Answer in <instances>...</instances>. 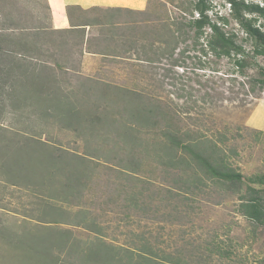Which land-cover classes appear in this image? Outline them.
I'll return each instance as SVG.
<instances>
[{
	"label": "rangeland",
	"instance_id": "1",
	"mask_svg": "<svg viewBox=\"0 0 264 264\" xmlns=\"http://www.w3.org/2000/svg\"><path fill=\"white\" fill-rule=\"evenodd\" d=\"M186 1L149 0L145 10L147 14L121 13L118 19L126 24L132 21L141 22L147 18L151 20L150 29L156 26L162 34L166 32L163 30L164 24H169L170 29H175L172 24L177 19L182 21L179 16L183 11L182 4ZM212 1L215 8L213 13H210L211 17H215L216 13L229 15V7L223 0ZM247 1L264 6V0ZM12 3L22 14L33 16L43 20L44 25L52 26L47 0H13ZM93 19L94 13L86 14L85 20ZM100 27H90L91 36L96 35L95 40L101 37ZM147 30L149 32L148 28ZM228 30H235L240 39L245 37L233 21ZM187 32L188 35L179 36L180 44L174 55L167 53L161 59L160 55L156 54L161 53L158 49L168 47L166 44L153 42L156 33L146 35L148 38L138 45V50L127 54L128 59L84 60L78 50L74 49L73 56L78 65V73L72 70L67 73L58 69L52 71L59 94H69L70 103H75L82 97V102H86V93H83L86 87L82 82L87 77L114 82L121 86L127 85L134 90H145L175 111L177 121L184 129L202 130L209 136L215 135L216 132L225 133L229 139L225 146L229 161L244 174L245 179L255 174L264 175V91L253 94L249 92L246 78L235 76L227 59H200L199 47L194 46V34L188 30ZM147 44L145 51L148 50L149 54L144 55L141 48ZM246 46L249 48L250 44L246 43ZM184 51L186 52L183 54ZM52 53L60 59L63 58L56 49ZM147 58L160 60L148 62L145 61ZM258 61L264 65V56L259 57ZM74 62L69 63L75 64ZM90 93L95 99L99 96L98 92ZM180 95L183 96L179 98ZM92 108L84 110L80 105L76 107L80 113H94ZM13 112L18 111H5V117L2 119H7L1 121V129L19 131L23 135H35L54 147H62L81 155L88 154L87 146L91 149L97 148L98 151L107 149V144H100V148L95 145L97 139L90 136L87 128H68L66 122L57 121L54 117L50 122H46L40 119L38 114L34 117L30 115L29 126L25 115L21 119L18 117L19 113ZM117 133V130L111 128L112 138L116 137ZM108 156L111 158L102 156L94 159L100 166L93 174H88L92 188L84 190L82 205H78L72 197L66 201L60 198L53 201L59 209L71 212V217L78 216L76 219L85 217L78 214V211L83 209L88 213L86 221L93 226L88 230L83 228L85 226L81 228L65 223L68 221L58 225V228L69 229L73 233L72 238L66 241L67 246L61 245L65 239L57 236L56 232L50 239L36 235L38 241L50 240L60 243L51 244L50 253L59 259L51 264H84L82 260L87 262L85 264H103V258L112 256L123 258V263L133 264L136 259H140L139 255H148L156 260L167 259L166 261L179 258L183 264H264V225H257L242 215L240 210V198L246 192L247 184L231 185L208 179L199 173L204 177L207 187L197 191L196 196H187L183 190L179 191V194L173 187L176 185L177 175L167 174L163 166L156 161L143 163L142 168L146 172L134 175L128 163L120 162L123 156L113 158V152ZM106 159L113 161L117 169L122 167L120 171L132 177L131 183L124 175L115 174V170L110 171L102 167V164L110 165L111 162ZM188 174L190 176L192 172H184V178ZM144 178L152 182L143 184ZM170 187L174 192L170 193ZM49 190V186L40 187L32 182L16 185L0 182V227L13 236L24 231L37 234V222L32 219L33 216L28 215L42 214L39 210L40 204H36L35 194L39 191L40 194L49 195ZM9 239L10 237L0 233V264H15L13 256L11 257L12 252L8 250ZM106 245L110 247L107 248ZM103 247L109 251L104 252ZM89 256H100L98 261L101 263L88 262Z\"/></svg>",
	"mask_w": 264,
	"mask_h": 264
},
{
	"label": "trees",
	"instance_id": "2",
	"mask_svg": "<svg viewBox=\"0 0 264 264\" xmlns=\"http://www.w3.org/2000/svg\"><path fill=\"white\" fill-rule=\"evenodd\" d=\"M12 1L0 0V124L2 120L7 119L2 118L8 109L18 111L13 113H19L18 117L21 119L25 115L27 124L31 114L33 117L38 114L39 118L46 122H50L54 117L57 121L66 122L68 128H87L90 136L97 139L95 145L99 148L100 144H107V149L100 151L87 146L88 154L81 155L62 147H54L35 135L3 130L0 126V182H6L8 185L32 182L40 187H50L49 195L40 194L39 191L35 194L36 204H40L39 210L42 214L28 215L35 217L32 219L37 222V234L24 231L20 235L14 232L13 236L0 227V233L10 237L8 250L12 252L11 257L13 256L15 264L58 262L59 259L51 254L50 250L51 244L60 243L50 240L38 241L36 235L50 239L56 232L57 236L65 239L61 245L67 246L66 241L72 238L73 233L69 229L58 228L62 222L68 221L65 223L81 228L85 226L83 228L90 230L93 225L86 221L88 213L83 209H80L78 214L85 217L76 219L78 216L71 217V212L59 209L53 201L59 198L66 201L72 197L78 205H82L84 190L92 188L88 174H93L100 166L94 159L102 156L111 158L108 156L111 152L114 153L113 158L123 156L120 162L128 163L134 175L146 172L142 168L143 163L156 161L163 166L167 174L177 175L176 185L173 187L177 193L180 194L179 191L183 190L187 196H196L197 191L207 187L204 177L199 173L208 179L231 185L247 184L246 192L240 198L241 213L257 225H264V175L255 174L245 179L244 174L232 166L225 150L229 140L225 133L216 132L215 135L209 136L202 130L184 129L177 121L176 112L160 102L157 97L150 96L149 92L93 77H87L82 82L86 87L84 92L81 90L86 93V102H82V97L75 103H70L69 94H59L52 71L58 69L67 73L72 70L78 73V67L69 62L75 60L74 49H77L81 56L84 55L83 41L79 42L74 38L75 41L72 42L66 34L72 31L55 30L52 26L44 25L43 20L22 14ZM223 1L229 7V15L216 13L215 17H211L210 13H213L215 8L212 0H187L182 4L183 11L179 16L182 21L177 19L172 24L175 29H170L169 24H164L163 30L166 32L162 34L156 26L150 29L151 20L147 18L141 22L132 21L126 24L118 19L121 13L144 15L147 14L146 11L117 12L96 8L92 9L96 11L95 19L83 20L84 24L77 26H101V37L92 45L96 44L99 53L109 61L128 59L127 54L137 51L138 45L148 38L146 35L149 36V33L157 34L153 42H160L168 47L158 49L161 53L156 54L160 55V59L167 53L173 56L180 44L179 36L188 35V30L194 34V46L199 47L200 59H227L233 74L246 78L249 92L253 94L264 91V65L258 61L259 57L264 56V6L247 0ZM232 21L238 25L245 35L244 38L240 39L235 30H228ZM80 31L85 32V28ZM246 43L250 44L249 48ZM147 47L148 44L141 48L144 55L149 54L148 50L145 51ZM89 48L91 44L88 45L87 49ZM55 49L63 55L62 59L52 53ZM160 59L147 58L145 61L154 62ZM176 66L182 68L180 65ZM90 92H98V98L95 99ZM181 96L183 95L178 97ZM78 105L84 110L93 107L94 113H80L76 109ZM111 128L117 130L116 137L112 138ZM110 162V165L102 164V167L110 171L115 170V174L124 175L131 183L132 177L120 171L122 167L118 166L119 170L113 161ZM171 171L173 173H170ZM190 171L192 175L188 174L184 178L183 173ZM48 174L53 176L49 177ZM151 182L148 178L142 181L143 184ZM169 190L170 193L174 192L172 187ZM151 197L153 198L152 194ZM132 201L134 202V199ZM107 248L103 247V251L108 250ZM99 257L89 256L87 260L101 263L98 261ZM138 257L140 259H136L133 264H183L179 258L166 261L167 259L156 260L148 255ZM123 261V258L117 259L114 256L103 258V264H126ZM82 263L87 262L82 260Z\"/></svg>",
	"mask_w": 264,
	"mask_h": 264
},
{
	"label": "crops",
	"instance_id": "3",
	"mask_svg": "<svg viewBox=\"0 0 264 264\" xmlns=\"http://www.w3.org/2000/svg\"><path fill=\"white\" fill-rule=\"evenodd\" d=\"M47 2L50 7L53 29L72 31V33H66L68 39L72 42L75 41L74 38H77L79 42L83 41L84 60L103 58L96 46L92 45L95 41L94 36H96L90 34V27L92 26H77L84 24L83 20H85L87 13L96 15V11H92L96 8L117 10V12L118 10L145 11L149 5V0H47ZM81 28H85V32H81ZM89 44H91V48L87 49ZM74 63L77 64L76 61ZM76 66L78 67V65Z\"/></svg>",
	"mask_w": 264,
	"mask_h": 264
}]
</instances>
